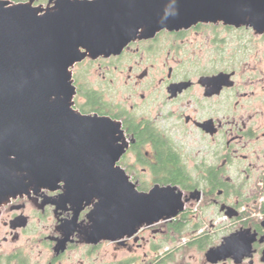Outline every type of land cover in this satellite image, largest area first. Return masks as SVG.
<instances>
[{
	"label": "flooded vegetation",
	"instance_id": "1",
	"mask_svg": "<svg viewBox=\"0 0 264 264\" xmlns=\"http://www.w3.org/2000/svg\"><path fill=\"white\" fill-rule=\"evenodd\" d=\"M53 3L34 0V5ZM139 31L118 54L86 56L74 64L73 108L120 122L126 146L116 165L139 192L176 187L182 210L157 223L163 229L143 227L137 240L126 238L123 245L81 242L75 231L57 253L54 245L63 237L59 224L73 210L59 201L61 188L41 189L0 207V246L17 241L34 215L40 221L51 217L44 235L50 253L42 264H65L71 259L67 254L80 246L88 255L104 242L141 247L140 233L149 230L170 233L173 241L205 252L236 233L237 252L214 263L204 252V264H264V70L256 54L245 58L264 33L223 21L162 28L147 36ZM91 208L80 211L77 224L88 223ZM19 215L27 224L13 227Z\"/></svg>",
	"mask_w": 264,
	"mask_h": 264
},
{
	"label": "water",
	"instance_id": "2",
	"mask_svg": "<svg viewBox=\"0 0 264 264\" xmlns=\"http://www.w3.org/2000/svg\"><path fill=\"white\" fill-rule=\"evenodd\" d=\"M52 1L0 0V207L31 191L61 188L59 201L70 203L73 215L59 224L55 252L66 249L75 231L81 242L123 245L141 228L175 217L182 193L174 186L136 190L116 165L126 146L121 123L73 108L74 64L118 54L140 29L147 36L223 21L262 34L264 0ZM90 205L88 223L77 224ZM26 224L25 215L11 221ZM238 242L236 233L228 236L206 250V260L232 255Z\"/></svg>",
	"mask_w": 264,
	"mask_h": 264
},
{
	"label": "rangeland",
	"instance_id": "3",
	"mask_svg": "<svg viewBox=\"0 0 264 264\" xmlns=\"http://www.w3.org/2000/svg\"><path fill=\"white\" fill-rule=\"evenodd\" d=\"M250 48V52H247L245 58L248 55L256 54V59L261 61V67L264 70V36L251 44ZM28 211L31 213V209ZM50 219L51 217L40 221L38 217L32 215L27 228L17 241L3 243L0 246V255L16 251L19 252L20 258L25 263L42 264L50 253V249L44 241V235L49 232ZM157 228L163 229L160 224ZM140 234L143 235L145 241L149 240L140 242L143 244L141 247L133 245L132 242H130L131 248L118 245L115 247L114 244L104 242L88 255L87 248L80 246L67 254L71 259H65L64 263L73 264L81 260L82 264H119L124 260H132V264H147L152 261L155 263L161 261L159 264H204L205 250L182 245L180 244L181 239L173 241V235L170 233L164 234L160 230H149ZM174 238H178V235H175ZM3 257L6 256H0V262Z\"/></svg>",
	"mask_w": 264,
	"mask_h": 264
},
{
	"label": "trees",
	"instance_id": "4",
	"mask_svg": "<svg viewBox=\"0 0 264 264\" xmlns=\"http://www.w3.org/2000/svg\"><path fill=\"white\" fill-rule=\"evenodd\" d=\"M14 1H21V0H14ZM176 228H177V225H176ZM21 256L17 253L16 255H10V256H6L5 257V262H2V264L4 263V264H13L11 261H16L17 262V264H25V261L24 260H22L21 258H20ZM158 260V259H157ZM161 262V261H160ZM160 262H156L155 263V261L153 262H150V263H147V264H159ZM133 262H132V260H124V261H122V262H120L119 264H132Z\"/></svg>",
	"mask_w": 264,
	"mask_h": 264
}]
</instances>
